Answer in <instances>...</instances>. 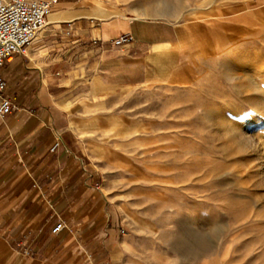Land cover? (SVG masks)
Returning <instances> with one entry per match:
<instances>
[{
	"label": "rangeland",
	"instance_id": "obj_1",
	"mask_svg": "<svg viewBox=\"0 0 264 264\" xmlns=\"http://www.w3.org/2000/svg\"><path fill=\"white\" fill-rule=\"evenodd\" d=\"M112 2L180 41L166 76L64 103L116 206L120 264H264V0Z\"/></svg>",
	"mask_w": 264,
	"mask_h": 264
},
{
	"label": "crops",
	"instance_id": "obj_2",
	"mask_svg": "<svg viewBox=\"0 0 264 264\" xmlns=\"http://www.w3.org/2000/svg\"><path fill=\"white\" fill-rule=\"evenodd\" d=\"M122 34L131 40L114 44ZM179 42L173 22L121 15L112 0H57L42 30L4 63L1 96L12 110L0 116V264L121 263L116 206L64 103L81 90L104 96L166 76Z\"/></svg>",
	"mask_w": 264,
	"mask_h": 264
},
{
	"label": "built area",
	"instance_id": "obj_3",
	"mask_svg": "<svg viewBox=\"0 0 264 264\" xmlns=\"http://www.w3.org/2000/svg\"><path fill=\"white\" fill-rule=\"evenodd\" d=\"M57 0H0V116L10 113V100L1 96L6 81L1 76L4 63L24 48L36 37L46 25V14ZM131 40L129 34H122L113 39L114 44H121ZM60 140L55 141L50 150H53ZM63 228L58 221L52 228L56 234Z\"/></svg>",
	"mask_w": 264,
	"mask_h": 264
},
{
	"label": "bare ground",
	"instance_id": "obj_4",
	"mask_svg": "<svg viewBox=\"0 0 264 264\" xmlns=\"http://www.w3.org/2000/svg\"><path fill=\"white\" fill-rule=\"evenodd\" d=\"M261 78H262V77H261ZM256 104H257V106H260L259 103H256ZM254 108H255V107H254ZM256 114H257V113H256ZM256 114H255V117L251 118V117H252V116H251V117H250L251 119H250V120H247V121L245 122V125H244V127H242V130L245 129V128H248V127L251 125V123H253L254 121H256L257 117L260 118L261 116H264V115L261 114V112H260V115H261V116L258 114L257 117H256ZM259 116H260V117H259ZM234 123H235V122H234ZM237 124H238V123H237ZM239 128H240V127H239ZM242 130L239 131L240 133H237L236 128H235L233 125H231V124L229 125V131H230V133H231L230 135H232L233 132H234V133H237V134H240V135H243V134H245V132L242 131ZM234 137H235V136H234ZM262 166H264V165H262Z\"/></svg>",
	"mask_w": 264,
	"mask_h": 264
}]
</instances>
